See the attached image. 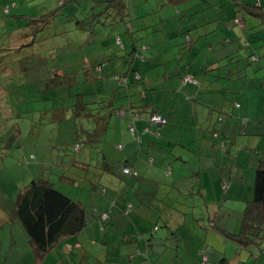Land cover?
<instances>
[{
	"label": "crops",
	"instance_id": "obj_1",
	"mask_svg": "<svg viewBox=\"0 0 264 264\" xmlns=\"http://www.w3.org/2000/svg\"><path fill=\"white\" fill-rule=\"evenodd\" d=\"M133 2L138 5L139 0ZM228 2L231 0L204 4L198 19L205 29L218 35L216 41L223 48L219 56L220 64L228 61L226 54L234 46L243 47L242 38L235 44H231L232 40L239 39L244 33H255L258 37L257 41H252L251 46H247L245 53L240 51L241 61L237 66L245 70L237 73V76L254 78L247 81L241 79L239 82L240 89L234 97L241 103V107L231 106L232 95L217 83H210L202 89L210 99L220 101L214 106L218 109L223 106V109L234 115L227 122H221L217 113L211 111L206 115L208 130H200L199 126L203 122L198 119L200 107L193 105L190 108L184 105L181 95L178 96V81L169 76L173 81L167 82L163 98L160 100L159 96L156 97L161 109L170 119L168 124L161 127L163 136L154 137L144 132V121H137L133 139L129 141L127 136L124 140V128L127 124H123V120L126 118L129 123L131 120L127 114L121 119L122 140L118 146L122 144V147L107 148L104 144L101 159L99 152L93 155L94 151L99 150L98 147L87 142L82 144L86 151L81 147L74 156L78 159L77 156L85 152L83 159L89 160L94 156V159H99L101 163L98 169L107 173L104 180H101L98 172H89V169H94L91 162L87 168L82 167L83 172L78 165L64 167L73 170V174L79 179L74 182L66 176L64 178L73 185L79 184V192L58 187L77 201L89 218L81 229L87 230L92 244H95L89 257L102 252L105 258L111 255L110 264H264V231L259 232L251 241H247L244 235H239L245 207L253 198L257 168L264 161V58L252 65L249 63L247 67L243 65L247 53L251 51L249 47L264 51V22L257 14L245 9L242 25L231 27L229 22L234 20L232 12H235V8H228ZM261 2L264 12V0ZM137 7L140 8L139 11L144 9ZM169 14L171 16L168 19L173 21L175 15L172 8ZM148 19L145 20L146 24L151 23ZM165 23L169 24L167 20ZM124 30L128 33L124 39L122 37V41L130 46L135 34L130 32L133 30L130 22L113 27L109 33L110 36L115 35L117 42L116 39ZM103 35L96 36L93 33L91 42L103 40ZM249 38L252 39V36ZM212 49L213 45H210L208 54L202 60L207 63L217 61ZM240 52L238 53L241 54ZM155 59L159 62L163 60L162 55ZM246 59L250 61L249 58ZM85 78L87 85L82 89L89 91L86 93L91 98L97 97L99 92H103L106 98L107 91L112 89L113 93L110 95L115 96L114 89L117 87L109 89L108 83L96 84L97 77L90 73ZM122 104L127 106V101L123 100ZM241 116L248 120L241 123ZM216 128L220 131L219 139L211 134ZM221 139L226 141L225 145L220 144ZM125 165L135 168L138 175L125 174ZM168 166L171 167L170 171ZM224 181L229 183L227 189L222 185ZM59 182L57 179L56 183ZM95 184L96 191L92 188ZM86 190L91 191L92 195L83 201ZM16 203L14 201V206ZM128 203L132 205L129 213H126L125 206ZM106 210H110V215L102 221L100 215ZM7 211L11 216L6 217L8 222L0 235V264H10L11 260H14L11 264L45 262L51 254L49 249L45 251L47 257H37L32 250L34 247L30 242V235L19 217L12 214L13 209ZM17 222V227L11 225ZM80 231L63 234L51 249L55 247L56 251L60 249L68 252L69 246L82 247L76 238ZM32 258H36V261ZM101 263L91 262L89 258L83 264Z\"/></svg>",
	"mask_w": 264,
	"mask_h": 264
},
{
	"label": "trees",
	"instance_id": "obj_2",
	"mask_svg": "<svg viewBox=\"0 0 264 264\" xmlns=\"http://www.w3.org/2000/svg\"><path fill=\"white\" fill-rule=\"evenodd\" d=\"M64 1L59 0L60 3ZM101 2L103 5L101 14H119L124 19L127 17L126 23L130 22L133 27V30L129 31L135 33L134 42L130 46H126L119 37L115 42L119 45L118 49L109 50L110 52L101 57L94 56L101 48H104L102 44L95 45L98 40L91 42V37L95 32L87 34L80 28V32L74 33L71 28H59L50 19L39 18L38 15L32 16L33 21H28L26 28L21 26L16 28L8 18L22 14H11L9 6L5 8L6 18L0 21V99L3 95L5 101L14 106L12 109L14 115L10 118L6 115L7 120L0 113V141L7 133L5 126L8 125V120L18 117L12 125L11 134L7 136L5 146L18 142L16 132L21 134L24 125L31 124L28 120L33 118L31 115L33 107L50 108L49 105H52L59 110V115L51 114L48 120L39 122L38 130L41 129L37 134L50 132L56 136L57 145L62 141L61 148L50 152L49 156L61 160V174L74 182L77 176L73 174V170L64 169V167L81 165L87 168L89 165L88 162H79L74 157L80 150L73 149L75 144L90 142L94 147H98V152L103 153L104 139L111 131L109 129L113 128V117L125 118L129 114L131 117L129 130L133 134L137 129V121H144V132L154 137L163 136L161 127L168 124L170 119L161 109L156 97L159 96L160 100L163 98L164 89L170 80L169 76L178 81V96L181 95L184 105L190 108L196 105L197 108L201 106L198 102L207 103L209 112H216L221 122H227L228 118L234 114L223 109V106L221 109L214 106L213 104L220 103V101L210 99L202 89L210 83H217L232 95L231 106L239 108L241 103L234 96L238 95L240 80H254L253 77L248 78L246 75L237 76V73L245 70L237 64L241 61V52L245 53L247 46H251L258 40L256 34L244 33L239 39L232 40L231 44H235L242 38L243 47L234 46V49L226 54L228 61L220 64L219 56L223 48L216 41L218 35L205 29L200 23L201 20L198 19L204 4L219 3V0H148V5H144L141 11L133 0H101ZM152 2H156L155 5H152ZM133 6H136L135 9ZM229 7L235 8V12H232L234 20L229 22L231 27L242 25L245 9L257 14L264 22L261 0H231L228 2ZM171 8L175 15L173 21L168 19L171 16L169 14ZM95 14L93 13L92 16ZM147 18L150 24L145 23ZM165 20L169 24H166ZM33 23L37 24L32 25ZM50 28L52 32L49 33ZM45 29L48 30L47 35L43 36L45 43L48 42L46 46L52 51H57L56 54H48L44 51V55H37L34 52L33 43L40 37L38 32ZM153 31L161 32V34L156 33L150 38L149 33ZM64 35L74 36L71 39L74 43L77 40L75 43L77 48L73 50V53H77L78 49L84 51V56H80L79 53L69 55L71 63L80 64L73 70L69 69L66 61L60 62L65 56L64 52L67 53L63 48L71 43V41L58 40ZM250 36L252 39L249 38ZM103 41L107 43V40L103 39L101 42ZM87 45H92L88 52L84 50ZM210 45H213L212 53L216 55L217 61L207 63L202 59L208 54ZM249 48L251 51L247 53L246 58H249L251 62L245 58L244 67L264 58V51L261 52L255 47ZM90 54L93 56L89 58ZM159 55L163 58L160 62L155 59ZM59 70L63 71L62 75L57 74ZM89 73L97 77L96 84L106 85L110 83L106 79H114L117 87L114 89L115 96L106 99L103 92H99L97 97L93 98L96 99L94 104L89 106L87 97L91 96L86 93L89 91L82 89L87 85L85 77ZM262 77L264 79V75ZM78 79L81 83L74 86L76 88L74 92L64 89L65 86L72 87L70 85L77 84ZM123 100L127 101V106L122 104ZM1 108L0 112L3 109ZM156 114L164 117L165 122H157L154 119ZM241 118V123L248 120L245 116ZM67 125L68 129H66ZM15 126L16 129H14ZM216 129L212 130L211 134L219 139L220 131H218L219 128ZM223 143L225 145L226 141L221 139L220 144ZM94 158L95 156L92 158L96 160L94 163L99 167L101 162ZM92 159L89 160L92 161ZM52 165L51 162L46 166L49 172L41 167L40 172H37L30 183L18 193L15 199L16 209L13 212L19 217L30 235L34 249L40 254L50 249L63 234H74L80 231L89 219L82 206L58 187L57 179L60 181L63 179L52 173ZM102 167L101 165L100 168ZM125 167L131 169L130 173L124 172L125 174L138 175V171L132 166H123V171ZM168 170L170 171L171 167ZM131 205L128 203L125 211ZM261 231H264V161L257 168L253 198L245 207L242 231L239 235H244L247 241H251ZM234 236L237 237V235Z\"/></svg>",
	"mask_w": 264,
	"mask_h": 264
},
{
	"label": "rangeland",
	"instance_id": "obj_3",
	"mask_svg": "<svg viewBox=\"0 0 264 264\" xmlns=\"http://www.w3.org/2000/svg\"><path fill=\"white\" fill-rule=\"evenodd\" d=\"M156 2H152V5H155ZM144 5H148V0H139V3L137 6L143 7ZM9 6L10 13L14 14H22L19 16H10L8 20L10 23L13 24L14 27L21 26L22 28H26V24L28 21H33L32 16L38 15L39 18H46L47 20L50 19L52 23H55L57 27L59 28H71L72 32H80V28L83 29V32H86L87 34H91L92 32L96 33V36H100L102 34L104 37V40H107L106 42H101L102 40H98V42L95 45H104V48H101L100 51L97 53V55H94L95 57H101L105 55L106 53L110 51H115V49H118L119 45L115 43V35H111L109 33V30H111L113 27H119L121 25L126 24V18H122L119 14H101L100 12L103 9V5L101 0H65L63 3H60L59 0H0V21L4 19L5 16V8ZM150 6V5H149ZM136 6H133L135 9ZM41 13L43 15H41ZM93 13H96L95 16H92ZM40 14V15H39ZM149 17V16H148ZM108 19V20H107ZM107 20V21H106ZM37 23H33L32 25H36ZM137 24V23H136ZM85 26V27H83ZM88 28V30H87ZM87 30V31H86ZM151 30V29H150ZM52 32V28L49 29V33ZM71 32V34H73ZM48 30H41L38 32L40 37H38V41L33 43V49L34 52L37 53V55H44V51L48 54H56L57 51H52L47 45L48 42L45 43V40L43 39L44 35H47ZM158 33V35L161 34V32H151L149 33V37L152 38L154 34ZM126 30H124L119 37H125ZM74 36L71 37V35H64V37H59L58 40L61 41H71V39ZM117 38V40L119 39ZM49 37H47L48 39ZM77 40H75L76 43ZM74 41H71V43L63 48L66 52H64V55L62 57L63 60L66 61L67 66L70 70H73L76 67H79L80 64L78 62L71 63L69 55H75L80 54V56H84V51L82 49H78L77 53H73L74 49L77 48ZM92 45H87L84 50L89 51V48ZM110 50V51H109ZM31 51V49H30ZM63 52V50L61 49ZM28 53V52H27ZM89 58L93 56V54L88 55ZM78 59V58H77ZM94 64V62H93ZM15 70V69H14ZM11 72V70H10ZM58 75H62L63 71L59 70L57 72ZM110 81L109 83V89L116 87L115 80L112 78H108ZM173 79L170 80L172 82ZM81 83V80L78 79L77 84L74 83L73 85H70L72 87L65 86L64 89L67 91L74 92V89L76 88L74 86ZM113 93V89L110 91L108 90L106 93V99H109L111 97L110 93ZM74 94V93H73ZM76 96V95H75ZM88 105L91 106L94 104L96 99L89 97L88 99ZM68 101V99H67ZM255 101V100H254ZM199 106V114L198 119L202 122V126L200 125V130H208L209 123L206 121L207 113L209 114V108H207L208 104H204L202 101L198 102ZM50 108H40V107H33V111L31 112V115H33L32 120H28V122H31V124L24 125L22 128V133L17 134L18 142L13 143L11 146H5V142L7 139V136L11 134L13 130V123L18 120V117L13 118L11 120H8V125L5 126V134L4 137L1 138L0 141V235L3 231V226L5 225L7 221L6 217L11 216L10 213L7 211L8 209L13 212L16 209V206H14V201L17 197V192L19 188H21L24 184H29L30 181L33 179V177L37 174V172H40L41 167L45 168L46 171H50L46 166L53 163V172L57 173V169L61 167V160L56 158H50L49 153L52 151H57L61 148V143L57 145L58 141L56 136L54 134H51L50 132H43L37 134L40 129L39 128V122H43L48 120V116L51 114H58L59 110L54 108L52 105H49ZM0 107L1 114L8 118H10L13 114V108L14 106H11L10 103H7L3 97L1 96L0 99ZM71 111V108H68ZM16 115V114H15ZM201 117V118H200ZM121 119L122 118H114L113 117V128H110L111 130L109 133L106 134V139H104V144H106V147H115L120 148L118 146V143L121 142V136H120V129H121ZM7 120V117H6ZM123 120V119H122ZM123 124H127V128L125 126L124 128V140L129 136V141L133 139V133L129 130L128 123L129 121L123 120ZM55 121H53L54 123ZM126 122V123H125ZM53 125V124H50ZM49 125V126H50ZM31 127V128H30ZM44 127V126H43ZM42 127V128H43ZM68 125L67 128L68 129ZM16 129V126L14 127ZM19 132V125L17 127ZM38 130V131H37ZM217 133V132H214ZM244 133V132H243ZM125 142V141H123ZM76 146L73 148L75 149H81L85 150L84 145L82 144H75ZM104 150V147H103ZM98 151H94L93 155L97 154ZM89 153V152H88ZM100 158L102 159L103 153L99 152ZM84 153L77 156L79 162L85 161V162H91V165H94V169H89V172L96 171L99 173V177H101V180H104L107 176V173L105 170H99L98 167L95 165L94 161H90L88 159L84 158ZM89 155V154H88ZM81 166V165H80ZM167 168H170L168 166ZM82 169V166H81ZM60 171V170H59ZM84 170L82 169V172ZM169 171V170H168ZM60 173V172H58ZM9 175V177H5L6 175ZM79 180V179H77ZM59 186H61L63 189L72 190L73 192H79L78 185H73L72 183H69L66 181V179L61 180L58 183ZM102 185V184H101ZM104 185V184H103ZM107 187L108 185H104ZM93 190H97L96 184L92 187ZM93 191V192H95ZM92 195L91 191L86 190L83 193V201H86L88 198H90ZM94 201V199L92 198ZM110 210L104 211L100 215L101 218H104L105 220L109 217ZM244 217V213H243ZM242 217V219H243ZM17 223H12L11 225H14L17 227ZM100 223H102L100 221ZM87 230L83 229L78 234H76V238L80 244H82V247H72L69 246L68 252H65L63 250H55V247L53 249L50 248L49 252L51 253L48 257L47 254L44 252L43 254H40L36 252V250L33 248V252L39 257L40 259L46 260L42 264H83L85 261L91 259V262L94 263H100L101 264H110L111 263V255L103 256L102 252L96 253L93 257H89V254L91 252V249L95 244H92L93 241L91 240L90 236L86 233ZM11 235V232H10ZM6 237V230H4V238ZM99 248V247H98ZM100 258V260H99ZM34 261H36V258H32ZM127 260V259H126ZM14 261V260H13ZM11 260V263L13 262ZM10 263V264H11Z\"/></svg>",
	"mask_w": 264,
	"mask_h": 264
},
{
	"label": "clouds",
	"instance_id": "obj_4",
	"mask_svg": "<svg viewBox=\"0 0 264 264\" xmlns=\"http://www.w3.org/2000/svg\"><path fill=\"white\" fill-rule=\"evenodd\" d=\"M76 148H78V146H76ZM59 170H60V171H59ZM57 171L60 172V173L57 172V173H55V174H56L57 176H59L61 179H64L65 176L61 174V167H60L59 169H57ZM225 182L227 183V187H226V188H225L224 186H223V187H224L225 189H227L228 186H229V183H228L227 181H224L223 184H224ZM223 184H222V185H223ZM27 185H28V184H24V186L21 187L20 191L23 190V188H25ZM20 191H19V192H20ZM17 196H18V194H17ZM16 205H17V203H16ZM130 210H131V207H128V208L126 209V213H129ZM103 219H104V218H103ZM30 242H31V240H30ZM31 243H32V242H31ZM32 246H33V244H32Z\"/></svg>",
	"mask_w": 264,
	"mask_h": 264
},
{
	"label": "built area",
	"instance_id": "obj_5",
	"mask_svg": "<svg viewBox=\"0 0 264 264\" xmlns=\"http://www.w3.org/2000/svg\"><path fill=\"white\" fill-rule=\"evenodd\" d=\"M189 78H191V77H189ZM154 119L157 121V122H165V118L164 117H162L160 114H156L155 116H154ZM124 172H126V173H130L131 172V169L129 168V167H125L124 168ZM223 186L226 188L227 187V183L225 182L224 184H223Z\"/></svg>",
	"mask_w": 264,
	"mask_h": 264
}]
</instances>
